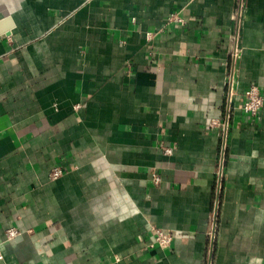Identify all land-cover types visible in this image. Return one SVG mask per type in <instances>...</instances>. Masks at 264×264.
Wrapping results in <instances>:
<instances>
[{"label":"crops","instance_id":"crops-1","mask_svg":"<svg viewBox=\"0 0 264 264\" xmlns=\"http://www.w3.org/2000/svg\"><path fill=\"white\" fill-rule=\"evenodd\" d=\"M251 84L264 0H0V264H264Z\"/></svg>","mask_w":264,"mask_h":264},{"label":"built area","instance_id":"built-area-1","mask_svg":"<svg viewBox=\"0 0 264 264\" xmlns=\"http://www.w3.org/2000/svg\"><path fill=\"white\" fill-rule=\"evenodd\" d=\"M169 21L182 24L183 19L178 15V14H170ZM234 55L237 54V49L234 48ZM264 103V98L262 94L260 93V90L257 85L251 84L244 92V97L240 105V109L247 115L249 116H256L261 109L262 105ZM231 98H230V93H229V98H228V107H227V112H226V117L223 122H221L219 119H211L209 121V127H217L220 132V138L222 140L221 143V155H220V170L218 172V187L220 183V177H221V168L223 165L224 161V155H225V148H226V134H227V128H228V120H229V114L231 110ZM164 154H171V148H163ZM63 174V169L59 166L53 167L49 174L48 177L50 180H55L62 176ZM153 182L158 183L160 181V177L157 174H154L152 176ZM149 234L150 237L147 240V247L148 248H168L172 242L173 239V234L170 230H165L156 226H151L149 229ZM17 231L14 228H9L6 230V236L8 239H12L17 235ZM1 258V254H0Z\"/></svg>","mask_w":264,"mask_h":264}]
</instances>
